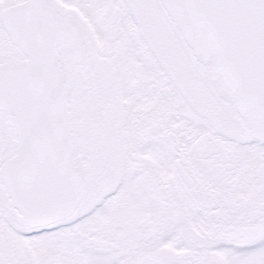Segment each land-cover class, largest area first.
<instances>
[{"label": "snow or ice", "instance_id": "obj_1", "mask_svg": "<svg viewBox=\"0 0 264 264\" xmlns=\"http://www.w3.org/2000/svg\"><path fill=\"white\" fill-rule=\"evenodd\" d=\"M0 264H264V0H0Z\"/></svg>", "mask_w": 264, "mask_h": 264}]
</instances>
